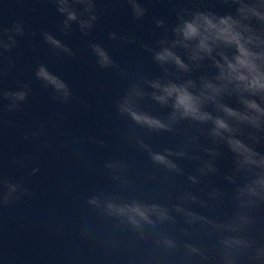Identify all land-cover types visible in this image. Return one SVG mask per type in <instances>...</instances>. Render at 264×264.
Returning <instances> with one entry per match:
<instances>
[{
  "label": "water",
  "instance_id": "water-1",
  "mask_svg": "<svg viewBox=\"0 0 264 264\" xmlns=\"http://www.w3.org/2000/svg\"><path fill=\"white\" fill-rule=\"evenodd\" d=\"M0 264H264V0H0Z\"/></svg>",
  "mask_w": 264,
  "mask_h": 264
}]
</instances>
